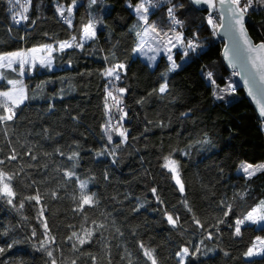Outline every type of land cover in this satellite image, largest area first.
I'll list each match as a JSON object with an SVG mask.
<instances>
[{"label":"trees","instance_id":"trees-1","mask_svg":"<svg viewBox=\"0 0 264 264\" xmlns=\"http://www.w3.org/2000/svg\"><path fill=\"white\" fill-rule=\"evenodd\" d=\"M64 1L0 0V52L55 44L51 64L21 73L16 65L0 67V90L14 75L25 86L23 101L9 102L13 119L0 121V172L12 176L6 182L16 193L0 196V264H152L145 249L157 264H264V253L245 255L264 237V221H246L239 236L234 227L256 205L264 212V168L248 177L223 158L230 146L257 162L249 142L264 121L219 53L200 65V87L182 70L185 48L197 54L219 40L208 23L211 16L216 25L217 14L188 0H143L161 33L171 30L167 8L176 5L183 22L174 30L187 45H198L176 48L178 67L169 71L165 54L150 65L134 53L132 4L138 0H75L71 15L64 7L61 16ZM17 13L27 19L17 23ZM89 22L95 35L83 39ZM246 26L264 41L259 0ZM63 39L72 47L57 46ZM117 64L124 66L119 80L104 75ZM166 157L176 161L177 172L164 167ZM85 197L92 203L84 204ZM184 248L189 253L181 260Z\"/></svg>","mask_w":264,"mask_h":264},{"label":"snow or ice","instance_id":"snow-or-ice-1","mask_svg":"<svg viewBox=\"0 0 264 264\" xmlns=\"http://www.w3.org/2000/svg\"><path fill=\"white\" fill-rule=\"evenodd\" d=\"M28 2H30V0H28ZM74 2H75V0H73V3ZM95 2H96V0H92V3H95ZM146 2L149 5L152 4V0H146ZM167 2L171 3V0H167ZM193 2L196 4H201V3L209 4L213 8H215L217 6V0H193ZM259 2L261 4H264V0H259ZM219 5L221 6L222 9H225V11L228 13V16L226 17V19L228 21L229 26L230 27H235L236 25L240 26L239 27V34H240V36L243 37L244 45L247 46L246 51L248 53H256V52H259L261 50H264V44L254 45L252 43V41L248 38L247 33H246L245 29L243 28L244 16L250 8L254 7V0H243V5H242V0H219ZM175 7H176V5H173L172 7H168L167 8V15H168V17L171 18V23L181 24L182 22L175 18V11H174ZM23 11L27 12V6L24 7ZM64 11L65 10L62 8L59 9L61 16L64 15ZM67 11H68L69 15H71L72 8L71 7L68 8ZM135 11L140 16V18L142 20H145V22L147 21V17L144 14L149 11V8L145 6V3H140L135 8ZM17 15L20 17L19 20L16 19V16H13V20H16L17 23H19L21 20L27 19L26 15H22L20 13H17ZM224 19H225L224 12H222L221 13L222 22L220 25H218L219 27H224V23H223ZM67 22L69 24H71L70 19H68ZM208 23L213 25V27H217V25L214 24L213 18L211 16L208 17ZM92 27L93 26L91 24H89L84 29V33H85V36L87 38H91V36L95 35V32L92 31ZM152 32H156V29L154 26H152ZM165 37H167V43L171 44L173 41V37L167 36V33H165ZM174 38L177 42L181 43V46H183V40H182V37L180 35H177ZM73 40H75V37H73ZM76 46L81 47L82 45L77 44ZM173 46H175V45H173ZM65 47H72V44L67 43V42L60 44L61 49L65 48ZM187 47H188V49L195 51V48L198 47V45L189 41ZM142 50H143V44L140 45L139 49H136V51H142ZM32 51L35 52V51H37V49H32ZM168 51H170V49H168ZM187 54H188L187 51H185L183 53V55H185V56H187ZM12 58H17L19 60V64H20L21 68H23L24 64L27 62L25 60V54L24 53H11V54H9V57H8V63L3 65V66L4 67H11ZM4 59H5V57H0V60H4ZM168 59L172 60V57L169 55ZM247 59L250 60L252 68L255 70L254 72L252 70H249L250 79L254 81L256 79V77H258L260 82H264V57L252 55V56L247 57ZM233 66H235V65H233ZM177 67H178V65L173 61L169 71H173ZM123 69H124V66L122 64H117L112 68H108L105 71L104 75L108 76V77H113L115 80H119L120 79V71H122ZM208 77H209V79H211V77H212L211 72L208 73ZM250 79H246L245 83L246 84L249 83ZM7 83L10 85H15L17 83V81L9 80V81H7ZM212 83H214V81H212ZM166 88H167L166 84L162 85L159 88V92H161V93L165 92ZM119 91L123 92L124 89H119ZM249 93L250 94L252 93L251 87L249 88ZM108 96L109 97L113 96L111 91L108 92ZM0 98H2V99H0V109H2L5 112L4 115H0V121H10L13 119L14 112H13V108H10L8 106L9 102H11L13 107H15L23 101V97L20 100H16L13 98L12 93L10 91H2V92H0ZM113 99H115V98L113 97ZM253 99H256V97L253 96ZM256 102L260 105V108H259L260 115L262 117H264V102H261L260 100H257ZM116 103L118 104L119 102L117 101ZM125 115H126V113H125ZM120 119L122 120L123 116H121ZM106 130H107V127H106ZM119 135L125 136V133L120 132ZM108 139H109V141H111V139H112L111 135L108 136ZM9 159L15 160L16 156L12 155ZM69 159H72V157H69ZM2 163H3V161H0V164H2ZM164 167L168 168V170L173 172V173L177 172L176 161L171 160L170 158H167V157L165 158ZM240 168H241L243 173H245L248 177H251L252 175L255 174L256 171L264 168V165L253 166L251 164H242L240 166ZM68 175L72 176V175H74V173L69 172ZM11 180H12V176L8 175L7 173L0 172V196L15 197L16 193L13 191L10 183L6 182V181H11ZM176 182L180 185V191H183V184L180 181L178 175L176 176ZM80 187L82 189L85 188L86 183L82 181L80 184ZM152 191H153V193H155V189H153ZM28 199H35L38 201L39 196L28 197ZM8 202L11 203L12 201L9 199ZM83 203L84 204H91L92 203L91 197H85L83 199ZM20 207H23V204H21ZM258 211H259L258 209H253L243 219H237L235 221V225H234L235 235L239 236L241 234V225L245 224L246 221H251L253 223H259L260 221H264V212H261L259 215H257L256 213ZM168 221H169V223L173 224L174 226L176 225V220H174L171 215L168 216ZM196 223L199 224L200 222L197 220ZM44 227L47 228L46 223H45ZM32 234L35 235V231H33ZM75 235L76 234L73 233V236H75ZM54 239L55 238L53 237V240ZM69 239H71V237H69ZM257 240L260 242L261 245H264V239L257 237ZM85 242L86 241L84 239L80 240L81 244H83ZM9 247H12V245L9 244ZM42 247H43V245H42ZM141 248H143V245H141ZM3 251H4V249L0 248V252H3ZM188 253H189V249L184 248V249H182V251L180 253H178V255H180L181 260H183L184 256H186ZM260 253H264V247L257 248L256 244H253L252 247H250L248 249V251L245 253V255L251 257L253 255H257ZM48 255L51 256L52 253L48 252ZM144 255L147 256L149 258V260L152 261V264H157L152 251L145 249ZM52 264H55V261H53Z\"/></svg>","mask_w":264,"mask_h":264},{"label":"rangeland","instance_id":"rangeland-1","mask_svg":"<svg viewBox=\"0 0 264 264\" xmlns=\"http://www.w3.org/2000/svg\"><path fill=\"white\" fill-rule=\"evenodd\" d=\"M145 3L143 0H138L135 3L132 4V10L136 16L135 22L133 23V28L136 33V42L134 45V53L139 54L141 57L146 59L150 65H153L156 61V58L160 53L165 54V56L169 57V55L172 57V60L168 59L169 65L171 67L172 62L175 61L174 57V50L176 48H185L187 46L186 40L183 38L181 32L170 30L165 33H167V36L173 37V41L171 44L167 43V37H165V33H161L160 30L151 22L148 20L145 22V20H142L140 16L136 13L135 8L140 4ZM73 0H65L64 3L61 5L60 8L67 9L72 7ZM243 5V0H242ZM241 5V6H242ZM145 6L147 7L146 3ZM68 12V11H67ZM146 17L148 15V12L144 14ZM91 24L92 31L96 32V29L94 28L93 22L86 23L83 26L82 31V37L83 39H87L84 33V29ZM217 25V24H216ZM152 26L155 27L156 32H152ZM180 35L183 40V46H181V43L177 42L175 40V36ZM68 43V40H60L57 43V46H60L62 43ZM143 44V50L142 51H136V49L140 48V45ZM175 45V46H173ZM54 43H43V44H37L33 45L27 48H15L7 51L0 52V57H5L4 60H0V67L8 63V57L11 53H24L25 54V60L27 61L23 68L20 67L19 60L17 58H12V66H15L16 69L21 73L23 70L30 69L32 66H34L36 63H49L51 64V51L54 48ZM221 46V41H216L211 46H204V48L197 54H192L186 48L184 49V52L187 51V56H185V61L183 65V72L186 74L188 80L194 87H200L202 86L205 81L204 77L202 76L200 72V65L205 62L206 60L213 57V54L219 53V49ZM32 49H37V51L33 52ZM170 49V51H168ZM151 58V59H150ZM20 69V70H19ZM233 71V70H232ZM235 72V71H234ZM9 80L17 81L15 85H10L4 89H1L2 91H10L12 93V96L16 100H20L22 97L24 99L25 96V86L23 84V81L21 80V76L14 75V77L10 78ZM115 93V92H114ZM115 98V97H114ZM113 99V98H112ZM11 103V102H10ZM114 104V103H113ZM13 106V105H12ZM119 132H123L121 127L117 128ZM264 122L260 123L256 126L255 134L253 135L251 142H249V145L258 152V160L257 162H249L246 160V158L238 155L236 151L228 146L223 151V158L225 162H227L230 166H232L236 171L242 172L240 166L242 164H251L253 166H259L264 165L263 163V155H264ZM246 175L245 173H243ZM247 176V175H246ZM261 205H256L253 209L260 210ZM252 209V210H253ZM250 210V212L252 211ZM249 213V212H248ZM247 213V214H248ZM257 215L260 214L258 211L256 213ZM251 222V221H250ZM263 221H260L261 223ZM258 224V223H257ZM261 239H264V237H259ZM253 244H256L257 248L264 247V245H261L260 242L257 240V237ZM252 247V246H251Z\"/></svg>","mask_w":264,"mask_h":264},{"label":"water","instance_id":"water-1","mask_svg":"<svg viewBox=\"0 0 264 264\" xmlns=\"http://www.w3.org/2000/svg\"><path fill=\"white\" fill-rule=\"evenodd\" d=\"M194 7L198 9H206L209 12H215L218 16V23L217 27L215 28L216 35L218 36L219 40L221 41V46L219 49V55L222 58L225 66L235 71L236 77L243 89L244 94L250 101L251 105L253 106L258 118L264 121V117L260 115L259 108L260 105L256 102L260 100L264 102V82H260L258 77L253 81L249 77V70L255 71L252 68L250 60L247 57L256 55L264 57V50H261L256 53H248L246 51L247 46L244 45L243 37L239 34V25L235 27H230L226 17L228 13L225 9H222L219 5V0H217V6L215 8L211 7L209 4L201 3L196 4L193 0H188ZM224 12L225 19L223 20L224 27H219L218 25L221 24V13ZM247 21V13L243 19V28L245 29L248 38L252 41L254 45L264 44V41L261 39L255 40L252 35L249 33L248 28L246 26ZM235 65V66H233ZM246 79H250L249 83H245ZM252 88V93H249V88ZM253 96L256 99H253Z\"/></svg>","mask_w":264,"mask_h":264},{"label":"built area","instance_id":"built-area-1","mask_svg":"<svg viewBox=\"0 0 264 264\" xmlns=\"http://www.w3.org/2000/svg\"><path fill=\"white\" fill-rule=\"evenodd\" d=\"M249 11V10H248ZM248 13V12H247ZM175 18L177 19V20H179V21H181V22H183V20H182V18L179 16V15H177L176 13H175ZM179 25H181V24H173L172 23V30H174V28H176L177 26H179ZM264 138V137H263Z\"/></svg>","mask_w":264,"mask_h":264},{"label":"crops","instance_id":"crops-1","mask_svg":"<svg viewBox=\"0 0 264 264\" xmlns=\"http://www.w3.org/2000/svg\"><path fill=\"white\" fill-rule=\"evenodd\" d=\"M60 47V46H59Z\"/></svg>","mask_w":264,"mask_h":264}]
</instances>
